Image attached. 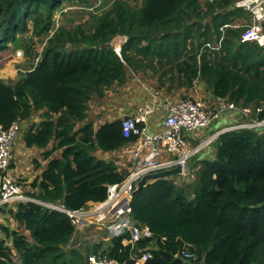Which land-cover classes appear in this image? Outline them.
I'll list each match as a JSON object with an SVG mask.
<instances>
[{"label": "trees", "instance_id": "1", "mask_svg": "<svg viewBox=\"0 0 264 264\" xmlns=\"http://www.w3.org/2000/svg\"><path fill=\"white\" fill-rule=\"evenodd\" d=\"M63 1L0 0V52L29 33L28 43L46 39L25 74L12 84L0 80V125L8 128L20 119L26 147H52L45 153L47 167L31 186L29 197L40 203L12 205L16 227L1 225L0 264H17L15 258L20 264H90V254L134 264L141 252L151 255L146 264H264V128L219 135L206 148L210 155L191 159L192 182L159 178L136 187L131 217L149 227L151 238L131 245L127 233L106 248L104 240L83 251L69 248L75 226L49 206L80 211L104 202L108 186L122 183L131 168L120 170L96 152H116L139 140L125 136L123 119L95 129L88 121L92 100L125 85L128 70L145 71L156 62L160 70L169 67L163 76L171 75V91L201 81L215 100L240 111L251 108L250 120L261 121L264 45L242 41L245 27L236 22L249 20V14L233 7L234 0L117 2L90 29L55 30V11ZM118 36L126 37L119 53L111 46ZM32 52L28 47L27 54ZM240 111H230L239 117L236 124L250 121ZM35 114L41 122L29 124ZM58 150L61 156L51 159Z\"/></svg>", "mask_w": 264, "mask_h": 264}, {"label": "built area", "instance_id": "2", "mask_svg": "<svg viewBox=\"0 0 264 264\" xmlns=\"http://www.w3.org/2000/svg\"><path fill=\"white\" fill-rule=\"evenodd\" d=\"M234 6L245 10L252 18L251 24L245 27L242 41L264 45V0H238ZM116 51L119 53L120 49ZM234 110L240 111L238 107L224 99H217L215 107H209L199 98H181L175 102H166L163 105L164 130L150 134L146 132V125L153 110L150 105H145L136 115L123 119L125 136L131 134L139 136L137 146L130 157L132 169L129 176L120 184L108 186V196L104 202L94 203L80 211H70L54 205L49 207L66 213L71 218L76 233L94 227L106 234L105 241L128 233L130 240L126 243L131 245L151 238L149 227L137 225L131 217L133 192L138 187V183L145 175L176 167H181L180 175L185 176L191 159L211 145L219 135L232 130L264 128V120H250L221 129L197 145L189 142L188 133L209 128L225 113ZM240 112L247 115L250 111L245 109ZM139 125L143 127L140 129ZM23 128L24 123L20 119L8 128L0 125V209L20 203H40L24 195L12 174L14 145ZM163 155L166 157L165 160L162 159ZM100 237L102 238L101 235ZM183 256L191 257L187 252ZM150 257L149 252H141L133 258L134 264H146ZM88 262L118 264L107 254H90Z\"/></svg>", "mask_w": 264, "mask_h": 264}, {"label": "rangeland", "instance_id": "3", "mask_svg": "<svg viewBox=\"0 0 264 264\" xmlns=\"http://www.w3.org/2000/svg\"><path fill=\"white\" fill-rule=\"evenodd\" d=\"M128 1L133 6H140L142 3V0H64L59 8L55 11V30L59 29L61 27L67 28V29H76L77 27H81L84 30L90 29L96 21L97 18L103 16L108 11L112 10L117 2H125ZM203 5H205V0H201ZM238 0H234L233 7H235V3ZM245 11V10H244ZM246 12V11H245ZM248 14V13H247ZM249 20L247 19H240L236 22V24L240 27H246L249 24H251L252 18L250 15H248ZM53 34V32H52ZM51 34V35H52ZM31 33H29L28 36H19V39L16 43H10L8 47L0 52V80L7 82V83H14L16 82L20 75L25 74V72L30 69L35 63L38 61L37 54H41L45 45H46V39H34V43L31 44L28 43ZM50 35V36H51ZM126 41V37L124 36H118L116 37L112 43L111 46L118 50L121 49V47L124 45ZM28 47L33 48L32 53L27 54ZM71 49V47H69ZM155 68V69H154ZM154 68L148 67L147 70H140L139 72L128 70V81L125 85L118 86L114 85L112 88H110L106 96L103 99H93L90 103V113L93 114L96 111L100 112L101 118L105 120H111L115 117L112 116L113 111L111 110L112 105L117 104L122 106V102L125 100L124 98H121L122 96H125V93L130 95L134 91L135 87H143L146 85L152 86L154 90H158L162 94H164L166 97H169V95L172 93H175L176 91H171L169 87H173L169 79L171 78V75L169 74L167 77L163 76L164 71H169V67L166 66L163 68V70H160V65L154 63ZM160 81H164L166 85L163 87L160 85ZM175 87V86H174ZM171 91V92H170ZM215 107V106H213ZM250 112L247 113L246 119L250 120L252 109L250 108ZM116 119H118L116 117ZM113 119V120H116ZM124 119V117L120 118ZM213 143V142H212ZM213 145V144H212ZM28 159V158H26ZM35 159H38L36 162ZM43 159V154L38 155V158H32V161L30 159L27 160V163L22 162L20 164V168L26 173L27 168H29V163L35 161V163H30V166L32 165L33 168L40 165V160ZM12 167L13 168H16ZM43 167V166H42ZM190 167L188 169V173L186 175H189V178H186L187 176H175V180L179 184H185L187 181L190 182L191 178H193L195 175H192L190 173ZM16 183L21 187L22 191L24 192V195L30 196L32 194L33 190L30 186L25 184V180L22 178L24 176L16 177L14 175V172H12ZM173 178V177H172ZM184 179H187L184 181ZM29 180V179H27ZM190 180V181H189ZM192 182V181H191ZM104 240V238H94L92 241L86 242L83 246L82 240H79V242H76L75 245H78L79 247H75L73 245L74 249H80L85 250L86 247H88V244H94L97 241ZM110 241V240H109ZM108 246V241L105 242V248ZM71 248V247H69ZM16 263L20 264V261L15 258Z\"/></svg>", "mask_w": 264, "mask_h": 264}, {"label": "crops", "instance_id": "4", "mask_svg": "<svg viewBox=\"0 0 264 264\" xmlns=\"http://www.w3.org/2000/svg\"><path fill=\"white\" fill-rule=\"evenodd\" d=\"M166 96L161 92H159L158 90L157 91L154 90V88L149 85L143 87H135L134 91L130 93V95L125 93V96L121 97L125 99L122 102V106L117 104L112 105L111 107V110L113 111L112 116L115 117L113 119H116V117L120 119L122 117L125 118L128 116L136 115L142 107H144L145 105H150L152 107L153 113L149 116L148 124L146 125V132L150 134H154L164 130L163 105L166 102H175L176 100L181 98H199L204 100L209 107L215 106L217 102V100L213 98L211 90L207 88L201 81L195 83L194 87H192L191 89L182 88L177 90L175 93H172V95L170 94L169 97ZM113 119L107 120L105 118V120H103L101 118L100 112L98 111H96L93 114L89 113V117H88V121L94 123L95 129H98L102 124L106 122L113 121ZM238 119L239 117L237 116V114L233 112H227L225 113V115H223L221 119L216 121L211 127L201 131H197L192 134L188 133L187 136L188 139L190 140L189 142L193 145H197L198 143H201L209 139L217 131L235 125L240 121ZM40 122L41 119L39 115L35 114L32 120H30L29 124H34V123L38 124ZM24 133L25 131L22 132L21 135L18 137V139L15 141L14 152H13L14 159H13L12 167L15 166L17 167L13 168L12 172H14V175L16 177H20L21 175L24 176L22 178L25 180V184L30 186V183L32 184L47 167L49 160L45 158V153L52 151V147L49 146L46 149H40L36 147L28 148L26 147L23 139ZM136 146H137V142L132 143L116 152L101 154L98 151L96 152V156L98 158L102 157L103 159L111 160L115 162L116 166H118L120 170L128 169V168L132 169L130 157ZM206 148L203 150L204 152L200 153L201 157H203V155L208 156L211 154L210 153L211 151L206 152ZM61 153L62 151L59 150L53 152L51 159L59 158L61 156ZM42 154H43V159L40 160V165L37 166L36 164L35 168H33L32 165L30 166V163H35L36 160L38 161V159H35V161L29 163V168H27L26 173H24V171L20 168V164L22 162L27 163L28 159L32 161V158H38V155H42ZM165 158L166 157L163 155L162 159L165 160ZM93 204L94 203L91 202L87 205V207H90ZM12 207L14 206L10 205L7 208L0 209V229H1V225L4 224L13 225V227H16L15 224H13L14 221L11 218L9 212ZM92 229L93 227H91V229L89 230L87 229L85 232H81V231L77 232L73 238V241H71V243L69 244V247H71V249L74 248L73 245H75L76 242H79V240L83 241L82 243L83 246L86 242L92 241L94 238L97 237L101 238L99 232H94ZM0 235H4V233H2L1 230H0ZM75 247L77 248L78 246L75 245Z\"/></svg>", "mask_w": 264, "mask_h": 264}, {"label": "water", "instance_id": "5", "mask_svg": "<svg viewBox=\"0 0 264 264\" xmlns=\"http://www.w3.org/2000/svg\"><path fill=\"white\" fill-rule=\"evenodd\" d=\"M182 173L181 167H176L172 170H166L161 172H156L152 174L145 175L142 180L138 183V188H141L143 185H146L147 183H150L153 180L159 179V178H172L175 176H178Z\"/></svg>", "mask_w": 264, "mask_h": 264}]
</instances>
